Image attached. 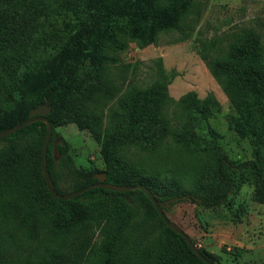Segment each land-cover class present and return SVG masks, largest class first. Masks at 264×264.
Instances as JSON below:
<instances>
[{"label":"trees","instance_id":"16d2710c","mask_svg":"<svg viewBox=\"0 0 264 264\" xmlns=\"http://www.w3.org/2000/svg\"><path fill=\"white\" fill-rule=\"evenodd\" d=\"M199 9L196 0H0V131L23 121L46 99L52 125L46 167L61 194L96 182L93 174L102 172L112 184L145 185L160 202L174 198L163 207L164 213L181 200L217 207L245 181L253 183L255 198L264 202V41L256 28L228 32L224 40L195 38L197 53L235 109L227 116L228 126L249 142L250 159H232L217 142L218 133L207 124L220 110L212 94L203 98L194 91L183 94L176 103L180 126L169 124L163 109L171 76L160 57L153 60L154 79L149 85L127 82L113 128L102 132L100 116L90 108L96 93L111 88L106 47L121 48L123 34L141 47L156 43L161 31L173 30L187 39ZM71 122L99 143L105 164L101 171L74 165L68 141L55 129ZM45 132L46 124L38 120L0 137L7 144L0 152V224L13 222L26 237L34 238L45 223L47 234L60 240L50 248L35 246L18 238L15 230L0 229V264H206L166 226L140 189L93 187L70 199L54 197L40 167ZM170 133L192 154L185 170L152 174L125 160L126 147L154 150ZM106 210L111 221L95 261L83 258L87 246L82 241L65 252L66 238L92 223L98 226ZM139 217L157 227L156 254L121 256V234ZM198 248L220 264L214 254ZM235 252L240 254L238 248Z\"/></svg>","mask_w":264,"mask_h":264},{"label":"rangeland","instance_id":"374dc122","mask_svg":"<svg viewBox=\"0 0 264 264\" xmlns=\"http://www.w3.org/2000/svg\"><path fill=\"white\" fill-rule=\"evenodd\" d=\"M199 3V17L190 37L180 39L176 31H161L157 42L141 47L126 34L120 36L121 48L106 47L110 57L106 70L110 75V91L98 92L90 108L100 116L99 127L107 131L114 127L119 109V98L127 82L144 87L154 79L153 60L160 57L163 68L171 76L168 84V100L163 109L164 118L171 126L179 127L176 103L188 91H194L199 98L212 94L220 104V110L207 120V124L219 138L217 142L235 160H247L252 149L246 139H242L229 129L227 116L234 112L228 94L221 88L200 58L195 47V38L222 40L228 32L242 27H254L264 41V0H196ZM224 40V39H223ZM56 132L69 143V153L76 167L83 170L101 171L104 161L100 145L88 130L79 129L75 123L58 125ZM7 144L0 141V152ZM124 158L130 166L145 167L160 175H171L175 169L185 170L191 160L190 150L176 142L170 133L154 150L143 151L135 147L124 149ZM70 182H66V188ZM70 186V185H69ZM190 184L188 185V188ZM97 223H92L82 232L73 233L64 244L68 252L74 243L86 244L83 258L95 261L110 215L107 210ZM167 217L178 224L196 246L214 254L220 264H264V202L255 198V188L251 181L242 182L221 205L204 208L188 200H181L166 208ZM15 230L18 238H24L35 246H54L59 237H50L47 227L42 224L34 238H28L13 222L0 224V229ZM157 227L154 222L147 225L142 219L132 220L121 234L119 251L121 256L129 253L137 257L156 254ZM235 248L240 250L236 254ZM155 252V253H154Z\"/></svg>","mask_w":264,"mask_h":264},{"label":"water","instance_id":"95a60500","mask_svg":"<svg viewBox=\"0 0 264 264\" xmlns=\"http://www.w3.org/2000/svg\"><path fill=\"white\" fill-rule=\"evenodd\" d=\"M50 110H51V106L47 103L46 99H44L43 102L37 104L35 107H32L29 110L27 118H25L23 121L18 122L15 125L5 130H1L0 137L9 135L19 130L23 126L28 125L29 123L34 122V121L40 120L46 124V132H45V137H44V141L42 145L40 167H41L42 176L46 183V187L54 197L62 199V200L70 199L93 187H102V188H106L109 190L121 191V192L130 191L134 189H140L150 199L157 213L159 214L163 222L166 224V226H168L169 228H171L172 230L180 234L184 238V240L186 241L190 249L193 251V253H195L203 262H205L206 264H215L209 259H207L203 255V253H201L199 248L193 243L190 236L178 224L170 220L167 217V215L164 213L163 207H168L169 203L173 201L174 198H171L169 201H166V202H160L157 200L156 195L153 192H151L145 185L141 183L130 184V185L112 184V183L105 181V175L102 172L93 174V177L97 179V181L94 183L88 184L78 190H74L71 192L63 193V194L57 192L52 185L49 172L46 167V153H47V148H48V144H49V140H50L51 132H52L51 122L49 121L46 115L50 112ZM53 154L54 156L56 155L55 141L53 142Z\"/></svg>","mask_w":264,"mask_h":264}]
</instances>
